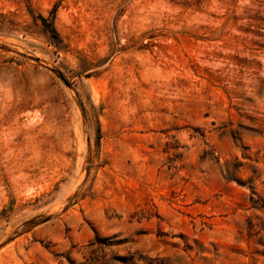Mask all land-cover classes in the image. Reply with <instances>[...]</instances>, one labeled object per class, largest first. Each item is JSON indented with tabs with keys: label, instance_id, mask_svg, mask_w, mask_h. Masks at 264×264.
<instances>
[{
	"label": "rangeland",
	"instance_id": "1",
	"mask_svg": "<svg viewBox=\"0 0 264 264\" xmlns=\"http://www.w3.org/2000/svg\"><path fill=\"white\" fill-rule=\"evenodd\" d=\"M0 264H264V0H0Z\"/></svg>",
	"mask_w": 264,
	"mask_h": 264
}]
</instances>
